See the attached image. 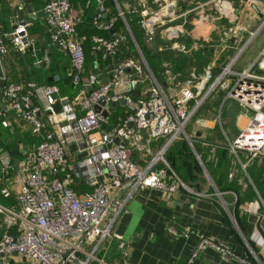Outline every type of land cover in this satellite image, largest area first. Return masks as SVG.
Wrapping results in <instances>:
<instances>
[{
	"label": "built area",
	"instance_id": "obj_1",
	"mask_svg": "<svg viewBox=\"0 0 264 264\" xmlns=\"http://www.w3.org/2000/svg\"><path fill=\"white\" fill-rule=\"evenodd\" d=\"M140 5L139 34L144 41L151 42L163 32L169 48L178 52L190 54L204 43L212 53L228 52L227 65L207 94L220 89L222 104L232 101L246 113V123L227 141L229 150L249 158L264 155V47L245 69L233 68L238 54L264 27V0H196L184 10L178 0H143ZM70 7V0H46L42 9L51 45L68 57L67 92L61 95L56 84L11 80L1 90L7 108L29 126L36 141L24 149L17 168L13 153L0 145V197L10 198V186L19 183L16 203L0 202V264H76L74 260L93 264L106 239L114 238L123 245L122 237L111 227L133 193L144 187L167 193L187 188L164 153L177 139L189 141L186 126L206 96L201 94L212 73L194 86L168 94L165 89L174 78L170 64H162L161 83L138 58H120L117 49L126 40L122 34L91 36L92 51L102 60L114 59V64L107 66L105 77L95 69L87 72L85 50L69 15ZM104 10L99 2L94 22L113 33L116 17L104 22ZM213 13L221 20L215 43L193 33L197 22ZM118 14L124 20L120 8ZM251 24H257L253 31ZM8 35L18 51L30 49L36 55L26 25L7 33L0 23V59L7 53ZM242 41L245 43L240 45ZM2 114L0 109V118ZM159 139L165 141L157 146V153L143 159L150 143ZM245 210L261 216L264 233V204L254 201ZM167 231L174 236L188 235L174 224ZM206 248L248 264L228 243L207 237L198 239L182 264H190Z\"/></svg>",
	"mask_w": 264,
	"mask_h": 264
},
{
	"label": "crops",
	"instance_id": "obj_2",
	"mask_svg": "<svg viewBox=\"0 0 264 264\" xmlns=\"http://www.w3.org/2000/svg\"><path fill=\"white\" fill-rule=\"evenodd\" d=\"M45 1L0 0V23L3 30L10 33L16 27L26 25L28 38L36 53L33 56L30 49L18 51L12 43L11 35H8L7 53L0 59L6 81L26 82L30 61L35 67H57L58 74L54 75V81L60 80V73L68 75L66 55L54 48L48 39L42 10ZM118 1L120 5L117 0H113L116 9L122 6L131 10L141 6L139 0ZM99 2L91 0L89 5H84L83 0H71L69 11L87 56L91 54L90 61L94 56L90 36L102 32L91 25ZM184 2V5L179 2L182 10L193 4ZM101 3H105L107 9L110 6L108 0ZM222 4L225 6V3ZM210 16L207 15L198 22L200 33H196L198 26L194 27L193 33L195 36L202 35L199 37L205 40L216 41L221 20L212 14ZM160 50L162 48L158 47L156 51ZM220 51L224 50L218 52ZM218 52L212 56L216 57ZM38 58H43L39 64L35 62ZM94 69L100 70L97 65ZM101 74L105 77L104 73ZM56 75L58 79L55 78ZM214 92L221 93L223 98L220 89L211 91V94ZM204 101L196 110L197 118L200 117L202 123H193L191 117V122L185 129L190 143L183 137L186 144L174 145L176 150L171 154L176 169L180 170L178 177L187 188L167 193L157 188L144 187L133 193L111 227L114 234L122 237L123 245L114 238L106 239L97 253L99 259L93 264H182L187 261L201 237L228 243L237 256L248 260V264H264L263 220L261 216L245 210L254 201L261 206L264 204V155L249 158L243 152L232 153L227 141L233 136H229L223 128L220 117L221 112L231 109L235 104L232 101L222 104L221 99L213 113H206ZM0 109L5 112L0 119V125L4 128L3 141L14 145L16 154L13 158L14 161L19 160L24 149L32 141H36V138L16 113L8 112L6 100L1 94ZM237 119L236 125L240 129L241 124L246 123V117L239 114ZM1 140L0 137L2 143ZM178 141L181 139L174 142ZM186 148H189L190 153H186ZM14 184L15 186H10L12 196L6 199L0 197V202L6 205L16 203L19 183ZM169 224H174L188 235L170 234L167 231ZM190 264L242 263L237 258H223L217 251L206 248Z\"/></svg>",
	"mask_w": 264,
	"mask_h": 264
},
{
	"label": "rangeland",
	"instance_id": "obj_3",
	"mask_svg": "<svg viewBox=\"0 0 264 264\" xmlns=\"http://www.w3.org/2000/svg\"><path fill=\"white\" fill-rule=\"evenodd\" d=\"M139 1L141 3L143 0H139ZM184 1L190 4V3H194L196 0H179L181 5L185 4ZM114 7H116L115 4H114ZM212 16L215 17V13H213ZM256 25L257 24H251L249 29L253 31ZM195 28H197L196 33H200L201 30L199 28L198 22ZM162 34L163 32L161 33L159 32L151 42H146L142 39L139 40V43L135 41L137 43V47L139 48V51L135 49V53L137 55L136 57L142 64L145 65L147 64L145 55H144L145 50L146 51L147 50L156 51L158 47L162 48L161 55L163 57V60H165L164 62L169 63V64L171 62L172 64L176 65L177 69L180 70V72L178 71L174 75V78L169 80L167 89H165L168 94H175L182 86H189V85L194 86L202 78H204L206 75H209L211 72L213 77H211V79H209V81L207 82L205 90L201 94V97L206 95L204 98L205 101L203 100L204 101L203 108L204 110L206 109L205 112L213 113V110L217 108V106H219V103L222 99L221 98L222 94L219 92L217 93L214 92L212 94L210 92L207 94V91L210 88V85L214 82L215 80L214 78H216L219 75V73H221V70L227 65L228 52L220 51L216 54V57L212 55L211 57L210 54H205L203 58H190L191 56L189 54L178 52V51H175L169 48L168 40H166L165 37H162ZM248 39H249V36L247 37V39L245 38L246 41ZM244 41H242L240 45L246 42ZM215 42L216 41H212V43H215ZM140 47H143V48L141 49ZM263 47H264V27L256 34L254 38H252V40H250V42L245 46L244 50L238 54L236 61L234 62L233 68H237L240 70L245 69L256 59L259 50ZM229 52H232V51H229ZM207 62L208 64H206ZM239 111L241 112L240 114L242 113L243 115L246 114L244 113L242 109L241 110L237 109L236 106H235V109L233 108V109L226 110L225 112H222L221 114V117H220V121L222 123L221 125L228 132L229 136L231 135L234 137L238 132L239 128H237V125H236V123L238 122V119L237 118L235 119V115L237 113L239 114ZM195 117L194 118L192 117L193 119L191 121H193V123H199V122L202 123V120H200L201 119L200 117L197 118V115H195ZM244 120L245 119H243V121ZM188 126L189 125H187L186 127ZM157 146H158L157 142H151L150 147L148 148L149 152L145 157L142 156L143 159L146 160L150 158L151 156H154L158 151ZM132 155L135 158L138 156L136 153H133ZM14 180L15 179H13V182H15ZM12 185L15 186L14 183H12Z\"/></svg>",
	"mask_w": 264,
	"mask_h": 264
},
{
	"label": "trees",
	"instance_id": "obj_4",
	"mask_svg": "<svg viewBox=\"0 0 264 264\" xmlns=\"http://www.w3.org/2000/svg\"><path fill=\"white\" fill-rule=\"evenodd\" d=\"M83 1L85 3L84 5H89V4H86V0H83ZM117 2L119 3L118 0H117ZM70 3H71V0H70ZM108 3L110 4L108 9H107L105 3H103V6H104L105 10H104V16H103L102 20L104 22H107L110 18L116 17V21H115L114 26L112 28V30H114L113 33H111V31H104V30L100 29L97 26V24L94 22V15H95V13L97 11V8H96V11L93 14V17H92V20H91L92 27L102 31L101 33H97V35H104V36H107V37H110L111 35L112 36L118 35V34L125 35V37H126L125 42L123 44H121L119 46V48L117 49L118 55L122 59L131 57V56L136 57L137 56L136 53H135V49L136 48H135L133 40H131V38L129 37V35L127 33L124 21H125V23H127L128 28L130 29L135 41L139 43V40L142 39V37L139 34L140 26H139V23H138L140 8L137 7L136 9L126 10L125 8H123L121 6L120 10L123 12V17H124V20H123L118 14V9H116V7H114L113 0H108ZM119 5H120V3H119ZM75 26H76V24H75ZM76 29H77V26H76ZM95 34L96 33H93L92 35H95ZM91 36H90V38H91ZM90 45H91V42H90ZM140 48L142 49L143 47H140ZM161 51L162 50H160V51H152V50H147L146 51L145 50L144 55H145V59H146L147 65L149 66L150 70L153 72V74L156 76V78L162 83L164 81V77L162 75V73H163V65L162 64L164 63L165 60H163V57L161 55ZM93 54H94V56H93L94 58L92 57V60L90 61L89 59H91V54L88 57L87 54H86V51H85V56H86V58H85V67H86V71L88 72V71L94 70L95 65H97L98 68L100 69L98 71L100 73L101 72L104 73V76H105L106 75L105 71L107 69V66L109 64L110 65L114 64V59L102 60L99 55L95 54L94 52H93ZM205 54H210V56L213 54L212 51L210 50V48L208 47V44H206V43H204V47L202 49L197 50V51H193L189 55L191 56L190 58H203V56ZM188 57H186V58H188ZM67 62H68L67 63V67H68V70H69L68 57H67ZM29 63H30V69H29V72H28L29 76L27 78V81L24 82V83L32 82V83H35L36 85L56 84L60 88V94L61 95L65 94L67 92V90L69 88V83H70L69 75L64 76V73H60L61 74L60 75V80L59 81H54V75L58 74V72L56 71L57 67L50 66V65H48V67H46V68H44V65H42V66L40 65L39 67H35L31 61ZM206 64H208V62ZM65 67H66V65L63 66V68H65ZM170 68H171V72L174 75L178 71L180 72V70L176 68V65L172 64L171 62H170ZM213 71H214V69H213ZM235 105L238 106L237 104H235ZM235 105H233L231 109H233V108L235 109ZM237 109L241 110L240 107L239 108L237 107ZM8 112L12 113L13 111L8 110ZM4 113L5 112H3V114ZM240 113L241 112L239 111V114ZM239 114L237 113L235 115V119L237 118V116ZM195 115H197L196 112H195V114L192 117L194 118ZM3 131H4V128L2 127V125H0V137L2 138L1 141H3L5 139L4 137H2ZM180 139H181V141H178L177 143L173 142L166 149V151L164 153V156H165L168 164L171 166V168L173 169L175 174L177 176H179V177H180V170L176 169L177 167H176L175 163L173 162L174 159L172 158L171 154L173 153L174 150H176L173 147L174 145H176V144H182V145L186 144V142H185V140L183 138H180ZM164 141H165L164 139H159L158 142H157L158 146L163 145ZM3 142L2 143L0 142L1 145H3L7 149L9 148L8 150H10L13 153V155L16 154L14 152V150H15L14 147H13L14 145H10V144H8L6 142H4V143ZM185 151H186V153H190L189 148H186ZM181 178H182V173H181Z\"/></svg>",
	"mask_w": 264,
	"mask_h": 264
},
{
	"label": "water",
	"instance_id": "obj_5",
	"mask_svg": "<svg viewBox=\"0 0 264 264\" xmlns=\"http://www.w3.org/2000/svg\"><path fill=\"white\" fill-rule=\"evenodd\" d=\"M98 1L102 2L103 0H98ZM253 9L255 10V12L258 15H260L259 12H258V10H257V8L255 6H253ZM259 73H263V71H259ZM55 78L58 79V76L56 75ZM5 83H6V80L4 79L3 70H2L1 65H0V89H2L4 87ZM0 94L2 95V92ZM101 103L103 104V102H101ZM111 106H115V103H112ZM55 109L58 110L57 105H55ZM97 110H98V108H97ZM103 115L104 116H107V112H103ZM197 135H199V134H197ZM116 142H118V140H116ZM17 164H18V160H15L13 162V165H14L15 168H17ZM74 262L76 264H79V262L77 260H74Z\"/></svg>",
	"mask_w": 264,
	"mask_h": 264
}]
</instances>
